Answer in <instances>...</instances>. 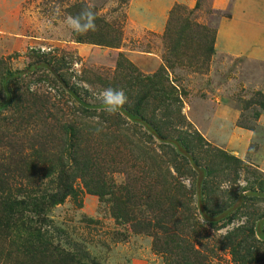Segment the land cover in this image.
<instances>
[{
    "label": "rangeland",
    "instance_id": "rangeland-1",
    "mask_svg": "<svg viewBox=\"0 0 264 264\" xmlns=\"http://www.w3.org/2000/svg\"><path fill=\"white\" fill-rule=\"evenodd\" d=\"M75 1L0 0V80L7 70L49 60L90 104H101L109 86L125 91L127 105L142 99V113L163 134L185 140L213 168L212 210L264 188V59L217 52L215 42L204 53V41L188 38L168 55L169 65L164 60L173 6L193 10L190 18L217 34L236 0H79L121 25L119 47L76 41L64 23ZM251 6V19L264 23V0ZM156 73L162 92L145 78ZM11 88L12 103L0 111V200L63 197L46 217L54 242L74 257L61 248L42 257L9 254L15 246L1 240L2 264H264V244L250 230L264 202L250 200L230 222L211 226L197 209L195 172L171 144L120 110L82 108L47 69Z\"/></svg>",
    "mask_w": 264,
    "mask_h": 264
},
{
    "label": "trees",
    "instance_id": "trees-1",
    "mask_svg": "<svg viewBox=\"0 0 264 264\" xmlns=\"http://www.w3.org/2000/svg\"><path fill=\"white\" fill-rule=\"evenodd\" d=\"M118 1L121 4H124L128 0ZM85 8L94 11L96 28L95 31H88L83 34L75 33L76 41L108 47H119L122 43L123 34L121 25L117 24L115 21H107L94 7L89 6L85 2L76 0L68 9L69 15H78ZM185 9V7L177 4L173 6L169 12L168 22L163 33V42L168 52L164 56V60L168 65L169 61H171L170 58H168V55L174 53V50L179 48V45L183 44L184 39L190 38L193 40L194 38H197L204 41V53L205 51L208 54L214 52L213 45L215 42L216 31H213L191 19L190 15H192L193 10H189L186 13ZM182 12H184V16H182ZM80 23L82 25L87 23V17L84 16L81 18ZM126 62L128 67L133 68L130 62ZM117 66L118 68L122 67L121 61L118 62ZM38 68L47 69L54 76L60 86L66 90L82 108L90 110L104 107L102 104H90L86 102L75 89L68 85L67 80L57 71V69L54 68L51 61L39 60L38 62L29 63L23 69L7 70L4 73L0 80V85L4 92V100L0 103V111L6 109L12 103V81L23 75H27L29 72ZM161 71H164V67L160 72ZM158 74L159 73H156L152 78H145L149 81V84H154L153 87L158 88V90H155L156 92H162L165 89L163 86L160 87L162 85L161 79L154 81ZM141 105L142 99L131 105L125 104L120 111L133 122L143 126L158 140L171 144L177 150L178 154L191 165L196 175L195 194L197 209L206 223L211 226L228 223L248 201L258 199L264 202V188H248L225 207L218 210H212L207 204L206 192L207 178L213 173V168L200 164L191 153L189 145L185 140L179 137H168L163 134L159 127L142 113ZM261 107L264 108V101L262 102ZM70 132L72 133L73 129L70 128ZM57 196V194H48L43 198L45 201H42L43 199H40L41 201L37 199L30 202L22 201V203L10 201L9 197L5 200H0V241L7 242L9 248H13L14 246L16 248V251L8 249L6 252H9V254L17 253L19 256L20 254L22 255V250H24L29 258H32L37 256L42 257L45 255L46 250H49L50 248H52L53 251L61 248L59 243H55L52 239L54 230L53 221L46 217L47 211L50 209L51 205L62 201L63 197ZM48 197L49 200L47 201ZM26 212H33V216H35L36 219H32L27 215L25 216ZM21 213L22 217L19 216ZM250 230L264 244V212L254 221ZM4 250L5 249H0V260L4 258L3 255H1ZM61 250L66 251L64 248H61ZM9 254L7 255L9 256ZM61 254L65 255V257L68 258L67 260H73L74 256H69L68 251L62 252ZM17 260H19V258H14V261ZM0 263L2 264L1 261Z\"/></svg>",
    "mask_w": 264,
    "mask_h": 264
},
{
    "label": "crops",
    "instance_id": "crops-1",
    "mask_svg": "<svg viewBox=\"0 0 264 264\" xmlns=\"http://www.w3.org/2000/svg\"><path fill=\"white\" fill-rule=\"evenodd\" d=\"M251 4L252 0H236L233 16L223 21L218 28L215 40L217 52H228L232 55L245 53L264 59V40L259 37L264 33V23L251 19ZM166 7L164 2V10Z\"/></svg>",
    "mask_w": 264,
    "mask_h": 264
},
{
    "label": "clouds",
    "instance_id": "clouds-1",
    "mask_svg": "<svg viewBox=\"0 0 264 264\" xmlns=\"http://www.w3.org/2000/svg\"><path fill=\"white\" fill-rule=\"evenodd\" d=\"M84 16L87 17V23L82 25L80 20ZM64 23L76 34L95 31V13L91 9L85 8L78 15H67ZM99 95L100 102L104 106L103 110L108 114L117 113L128 102V96L125 94V91L120 88L109 86L104 88ZM100 130V128H97V131Z\"/></svg>",
    "mask_w": 264,
    "mask_h": 264
}]
</instances>
